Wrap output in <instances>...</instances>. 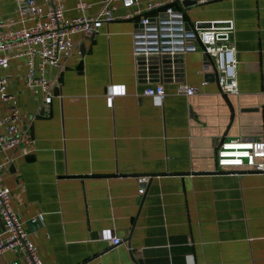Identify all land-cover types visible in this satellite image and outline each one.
I'll list each match as a JSON object with an SVG mask.
<instances>
[{
  "label": "crops",
  "instance_id": "0c3cea01",
  "mask_svg": "<svg viewBox=\"0 0 264 264\" xmlns=\"http://www.w3.org/2000/svg\"><path fill=\"white\" fill-rule=\"evenodd\" d=\"M27 1L0 0L2 30L46 21V0L20 15ZM88 2L96 15L102 0ZM58 4L66 19L80 14L73 0ZM185 17L234 21L237 94L219 91L201 51L183 55V80L162 82L166 95L144 94L155 82L137 75L133 18L70 36L60 68L44 66L49 103L25 84L39 57L0 53V117L14 111L22 137L0 148L2 180L45 264H264V172L217 170L215 157L222 139L264 140V0H208ZM14 260L26 264L18 248L0 253V264Z\"/></svg>",
  "mask_w": 264,
  "mask_h": 264
},
{
  "label": "built area",
  "instance_id": "2783aa9c",
  "mask_svg": "<svg viewBox=\"0 0 264 264\" xmlns=\"http://www.w3.org/2000/svg\"><path fill=\"white\" fill-rule=\"evenodd\" d=\"M58 1L46 0L45 22L36 21L31 27L22 26L17 30H2L0 23V53L10 52L11 57H39L40 61L36 66H29L25 84L41 89L45 103L51 101V82L44 76V66L47 64L60 68V53L74 44L71 35L96 32L104 23L118 18L136 19L132 33V53L139 77L149 81L151 79L147 69L144 76L140 73L139 56L148 57L164 53L184 55L201 51L206 56V66L213 65L219 91L227 95L239 92L232 19L196 22L190 25L185 17L188 6L183 5L184 0H147L144 7H139L137 0H102L100 10L94 16L85 14L90 5L88 0H73L80 14L66 19ZM194 1L196 4H203L208 0ZM118 3L129 10L122 15H114L113 11ZM32 5L33 0H28L27 7L20 9V15L24 16ZM200 23H209V26H201ZM7 61L8 57L0 55V65H5ZM162 82L159 77L153 86L144 90V94L163 97L166 92ZM6 84L7 78L0 77V92L5 90ZM195 91L190 85L180 84L177 88L178 93L185 95H191ZM8 97L11 95H5L4 99ZM16 120L14 111L0 117V124L4 127L0 132V148H13L22 142V137L16 129ZM215 157L217 170L264 172V140L222 139L215 149ZM4 169L5 165L0 164V217L4 224L3 230H0V253L8 248H18L22 251L26 264H45L37 247L29 239V231L23 220L11 206V194L2 180ZM148 177L149 175L145 174L137 176L138 193L144 192ZM111 242L116 245L122 240L113 236ZM11 264L20 263L14 260Z\"/></svg>",
  "mask_w": 264,
  "mask_h": 264
},
{
  "label": "water",
  "instance_id": "95a60500",
  "mask_svg": "<svg viewBox=\"0 0 264 264\" xmlns=\"http://www.w3.org/2000/svg\"><path fill=\"white\" fill-rule=\"evenodd\" d=\"M182 3L184 6L188 7L196 5V1L194 0H184ZM200 24L201 26H209V23ZM182 58V54L170 55L167 53L160 55H150L148 57L139 56V70L142 76H144V73L147 69L151 77L150 81L152 82H156L157 80H159V77L163 82H167L171 80L173 75L177 77L176 81L181 82L183 80L180 74L182 72ZM204 58H206V56H204ZM210 66L214 71L213 65L211 64ZM43 107L44 106L41 107L40 111H43ZM10 166L14 167L13 164H11Z\"/></svg>",
  "mask_w": 264,
  "mask_h": 264
}]
</instances>
